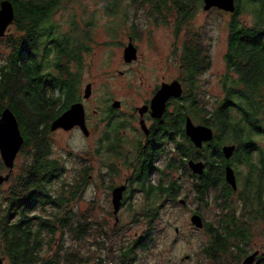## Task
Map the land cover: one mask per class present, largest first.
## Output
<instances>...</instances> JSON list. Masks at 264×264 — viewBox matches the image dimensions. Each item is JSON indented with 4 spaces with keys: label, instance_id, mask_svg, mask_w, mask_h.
Wrapping results in <instances>:
<instances>
[{
    "label": "trees",
    "instance_id": "obj_1",
    "mask_svg": "<svg viewBox=\"0 0 264 264\" xmlns=\"http://www.w3.org/2000/svg\"><path fill=\"white\" fill-rule=\"evenodd\" d=\"M10 1L16 11L13 24L24 35L9 42L11 52L0 65V115L6 107L14 110L21 130L23 127L27 134L21 154H26L29 147L32 151H28L31 160L22 166L7 196L0 193V253L9 264L89 263L90 257L75 245L65 247L69 233L83 240L92 231H98L95 227L98 224L69 210L71 200L83 193L89 170L83 167L77 180H66L65 163L53 158L49 121L70 108L77 98L79 75L71 73L64 79L63 71H70V67L66 70L62 61L67 57L69 63H81V54L89 49L84 39H89L90 34L84 32L79 38L66 36L53 24V14L64 0ZM147 2L155 12L170 7L168 0H141V5ZM237 4L225 55L227 71L221 79L223 95L215 97L209 106L196 84L199 74L211 66V57L203 45L196 43L198 35H194L193 43L185 45L182 55L189 92L182 103L177 102L176 114L169 115L162 126L166 133L162 138L178 133L168 173L160 169L162 180L158 185L150 180L151 172L158 168L153 160L165 152L162 139L156 150L146 151L147 160L141 170V187L147 198L177 200L183 183L180 176L176 178L173 174L179 171L192 179L198 200L215 203L214 219L207 220L199 212L205 219L203 229L208 235L202 247V264H243L248 255L257 251L254 240L258 231L261 229L264 234V143L258 139L264 136V0H237ZM183 8L189 7L185 4ZM187 11L185 15H191ZM243 12L253 16L251 22L239 19ZM52 54H55L54 66L45 74L43 69ZM188 115L216 132L214 139L202 148L194 145L183 128ZM225 144L237 145L229 160L222 152ZM190 159L206 163L202 176L193 174L188 165ZM226 165L235 169L236 190L226 180ZM4 168L0 161V170ZM150 206L145 213L146 231L128 246H121L116 260L108 261L136 264L139 251L151 248L156 239L155 223L160 208L154 203ZM108 261L101 257L96 264ZM255 264H264L261 251Z\"/></svg>",
    "mask_w": 264,
    "mask_h": 264
},
{
    "label": "rangeland",
    "instance_id": "obj_2",
    "mask_svg": "<svg viewBox=\"0 0 264 264\" xmlns=\"http://www.w3.org/2000/svg\"><path fill=\"white\" fill-rule=\"evenodd\" d=\"M135 3V0H64L52 17L53 24L66 36L79 38L84 32L90 34L89 39H84L89 49L81 54L82 62L69 63L67 57H64L62 63L66 70L69 66L70 71H63L62 76L65 79L71 73L79 75L78 94L81 96L85 94L88 84H92V95L86 100L92 134L87 137L80 130L50 129L49 140L53 158L60 159L68 169L66 180H77L80 170L88 167L87 184L83 193L71 200L69 210H74L79 217L86 216L92 223L98 224L95 226L98 231H92L83 240L69 233L66 235L65 247L71 248L75 245L81 253L90 257L89 263L79 264H96L101 257L106 261L113 258L116 260L121 246H128L146 231V209L151 208L150 205L154 203L160 208L155 223L156 239L149 250L139 251L136 264H202V247L208 241V235L204 229H198L192 224L191 217L194 212H201L207 220L214 219L217 215L215 203L206 204L198 200L191 179L178 171L176 176L181 177L183 187L177 200L147 198L146 193L135 192V187L120 213L121 222L116 226L112 191L98 183V174L102 176L107 169L101 164L106 154L96 156V140L105 130V113L114 100L122 101L121 113L131 112L134 107L142 106L164 80L170 81L181 76L184 69L183 44L194 34L199 38L196 43L203 45L206 54L211 57V66L199 74L196 84L206 96L208 105L212 106L214 98L223 95L221 79L227 71L225 55L228 50L230 24L234 17L231 13L207 12L201 0H198L199 8L194 16L189 18L184 30L177 33L173 21L170 26L158 24L141 10V7L146 6ZM110 9H117L116 13ZM239 19L249 23L253 16L243 12ZM136 32L138 36H135ZM23 35L24 32L13 24L6 37L0 38V65L11 52L9 42L19 40ZM130 38H133L138 48V57L135 62L127 63L125 49ZM44 49L45 44L42 46V53ZM33 51L32 49L31 52ZM171 53L177 54V58L171 57ZM54 60L55 54H52L48 66L43 69L45 74L51 71ZM43 61L46 63V59ZM96 110L98 113H95ZM52 122L53 120L49 121V126ZM136 126L140 127L138 121L126 128L124 133H119L129 142L126 144L128 151H133L131 145L138 135ZM22 132L24 136L27 135L23 127ZM258 139L264 143V136ZM28 151L31 152L32 148L29 147ZM28 151L18 155L10 180L0 187L3 197L7 196V190L19 176L22 166L31 160ZM0 161L3 162L1 151ZM165 162L163 157L158 165L163 168ZM8 172L7 168L0 170V174ZM129 174L130 171L122 167L116 182H121ZM158 179L156 173L152 174L153 184ZM182 198L187 199V205L179 202ZM254 241L255 249H259L262 255L264 234L261 229ZM0 264H9L1 253ZM106 264L113 263L108 261Z\"/></svg>",
    "mask_w": 264,
    "mask_h": 264
},
{
    "label": "flooded vegetation",
    "instance_id": "obj_3",
    "mask_svg": "<svg viewBox=\"0 0 264 264\" xmlns=\"http://www.w3.org/2000/svg\"><path fill=\"white\" fill-rule=\"evenodd\" d=\"M169 1V6L170 7H163V9L160 12H155L153 10L152 4L146 3V8H142L146 13V15L153 19L156 23L158 24H165L170 26L171 21H173V26L175 27V30L177 33H179L181 30H184V27L187 25V22L189 21V18L194 16L193 14L196 12V10L199 8V4L197 5L196 0H168ZM136 5H141V0H136ZM187 4L189 8L188 11L187 9H184V5ZM202 5L205 6V2H201ZM236 6L237 0H236ZM168 8V9H166ZM191 13V15H185V12ZM207 12H224V13H229L224 10L219 9L218 7H213L210 10H205ZM237 11V10H236ZM233 14V13H231ZM172 25V24H171ZM136 27H134L135 29ZM196 36V34H194ZM193 35V37H194ZM137 35V32L135 34ZM192 37V38H193ZM198 37V36H197ZM187 39L184 41L183 46L187 43H193L194 39ZM198 40V38H197ZM196 40V41H197ZM130 42H133V38H130ZM130 44V43H129ZM128 44V45H129ZM135 44V43H134ZM136 46V45H135ZM137 48V47H136ZM137 55H138V48H137ZM171 57L177 58V54L174 55L171 53ZM136 60H133L131 62L127 63H132L135 62ZM181 74L180 77L170 80V81H163L160 85H158L154 91H152L151 97L147 99L142 106H137L134 107L131 112L128 113H121V108H122V101L121 100H114V102L119 101L121 103L120 107H115L114 102H112L111 106L108 108V110L105 113V121H106V126L105 130L102 131V135H98V138L96 140L97 148H96V156H103L102 154H106V158L103 159L102 161V166L107 169V172L103 173L102 176L98 174V183L100 186L104 187L105 189H108L109 191H112V203H113V191L115 188L119 186L126 185V189L124 191V198L122 202L121 209L118 213L119 221H117V216H115V221L116 224H119L121 222V217L120 213L124 207V205L128 201V197L130 192L133 190V188L136 187L135 192L140 191L141 193H144L141 187L142 183V177L143 174H141L142 167L144 163L147 160L146 157V151L147 152H152L153 150H156L157 144L160 143V145L165 149V152H163L162 156L160 158L154 159L153 164L154 166L158 167L157 169L155 168L150 176V180L152 182V174L156 173L157 176L159 177L158 181H155V184L158 185L161 180H162V173L160 169H165L166 172L168 173V164L170 160V155L175 152V144L177 142L178 138V133L174 132V136L170 137H165L162 138L163 136L166 135L165 132L162 131V126L165 123V120L169 115L171 114H176V106L177 102L179 101L182 103V99H184L185 95L189 92L187 91V88L189 84H187V74L184 71ZM175 80H179L183 84L184 92L183 95L179 98L176 97H171L167 101V108L164 113V115L161 118H157L153 116L152 114V101L161 88V86L164 83H172ZM93 92V91H92ZM90 98V97H89ZM85 97L84 95H80V93L77 95V98L73 100V102L69 105L71 106L74 103L81 102L84 104L85 111H86V119H87V125L90 130V135L87 137H90L92 134V131L89 126V112H88V107L86 105V100L89 99ZM144 109L143 112L141 109ZM69 109V108H68ZM95 113H98L96 110ZM190 116V115H188ZM191 117V116H190ZM187 118V116H186ZM139 122L140 127L136 126L135 130L137 132V136H135V140L133 142V151H128L126 147L129 142L125 139V137H122L119 135L121 131H125V129L130 128L133 125L136 124V122ZM143 122L145 124V128L143 127ZM51 127V125H50ZM186 127V119L185 123H183V128L185 130ZM58 130H65L64 128H59ZM72 130H80L82 131L81 127L76 126L71 130H65V131H72ZM83 132V131H82ZM186 132V130H185ZM164 135H163V134ZM84 134V133H83ZM162 139V143L160 140ZM156 142V143H154ZM21 153V152H20ZM165 157L166 162L164 164V167H160L158 165V162ZM122 167L127 168L130 171V174L126 176L121 182L117 183L116 180L120 176L121 169ZM177 169H174L175 171ZM178 172V171H176ZM176 172L173 174L176 178ZM182 174V173H181ZM183 175V174H182ZM188 176V175H185ZM190 178V177H189ZM191 179V178H190ZM192 180V179H191ZM153 183V182H152ZM180 200V199H179ZM187 205V204H186ZM114 207V206H113ZM196 213V212H194ZM193 213V214H194Z\"/></svg>",
    "mask_w": 264,
    "mask_h": 264
},
{
    "label": "water",
    "instance_id": "obj_4",
    "mask_svg": "<svg viewBox=\"0 0 264 264\" xmlns=\"http://www.w3.org/2000/svg\"><path fill=\"white\" fill-rule=\"evenodd\" d=\"M205 10H210L213 7H218L229 13H235L237 10L236 0H204ZM16 18L15 7L10 0H3L0 2V38L7 35L10 27L13 25ZM137 48L133 42L125 49V60L131 62L136 60ZM183 84L179 80H175L172 83H164L152 101V114L157 118H161L167 108V101L171 97L179 98L183 95ZM92 95V84H88L85 97L89 98ZM115 107H120L119 101L114 102ZM143 108L141 111L143 112ZM81 127L83 133L86 136L90 135V130L87 125L86 111L84 104L81 102L74 103L69 109L55 118L51 124L50 129L56 131L59 128L65 130H71L74 127ZM143 127L145 124L143 122ZM186 134L192 140L197 148H202L205 143L212 141L216 135L215 130L205 124L196 123L192 117L186 118ZM25 136L22 133L19 120L16 113L11 107H6L0 115V151L1 157L5 167L9 170L8 174H0V187L10 180L12 172L16 165V160L20 154L24 144ZM237 149L235 144H225L222 146V152L225 159L229 160L234 155ZM189 168L195 175L202 176L206 170V163L203 160L190 159L188 161ZM227 182L236 190L238 187V180L235 169L232 165H226L225 168ZM126 185L119 186L113 191V206L114 214L119 221L118 213L121 209L124 191ZM179 202L183 205L188 204L186 199H180ZM192 224L198 228L203 229L205 227V219L200 213H194L191 217ZM260 254V250L248 255L243 263L255 264L256 258Z\"/></svg>",
    "mask_w": 264,
    "mask_h": 264
}]
</instances>
